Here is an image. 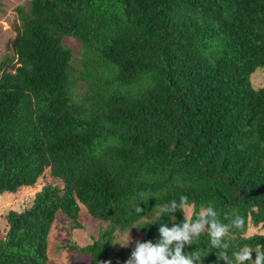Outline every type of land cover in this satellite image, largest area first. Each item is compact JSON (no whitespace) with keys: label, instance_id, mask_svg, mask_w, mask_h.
Listing matches in <instances>:
<instances>
[{"label":"trees","instance_id":"1","mask_svg":"<svg viewBox=\"0 0 264 264\" xmlns=\"http://www.w3.org/2000/svg\"><path fill=\"white\" fill-rule=\"evenodd\" d=\"M15 11L13 56L0 59V194L46 169L61 185L6 213L0 264H47L56 213L81 229V205L98 235L61 248L103 264L117 231L155 243L162 224H181L182 210L160 209L182 195L193 219L209 202L223 223L244 218L230 256L264 247V233L247 234L264 229V87L250 80L264 68V0H28ZM209 241L185 251L217 264Z\"/></svg>","mask_w":264,"mask_h":264},{"label":"clouds","instance_id":"2","mask_svg":"<svg viewBox=\"0 0 264 264\" xmlns=\"http://www.w3.org/2000/svg\"><path fill=\"white\" fill-rule=\"evenodd\" d=\"M178 209L184 213L183 222L181 224L174 223L171 227L162 224L159 228L160 237L155 243L152 240H136L135 247L126 264H204V257L212 251L205 253L198 247L191 251H185L186 248L197 245L199 237L204 233H207L210 238L211 249L216 250L217 264L219 261H224L225 264H264V247L259 245L255 247L244 245L231 251V256L229 255L232 239L230 233L232 229L244 232L243 217L236 215L229 223H223L218 219L215 207L209 202L207 206H201L199 213L195 214L193 219L190 216L191 205L188 202V197L183 195L179 202L172 200L163 205L160 212L163 215H171ZM143 211L140 205L135 208L137 213ZM172 218L175 220L174 215ZM133 227L140 228L135 225ZM131 242L132 237L129 232L126 238L114 243L127 247ZM253 251L256 253L254 260L252 258ZM103 264H111V262H103Z\"/></svg>","mask_w":264,"mask_h":264},{"label":"rangeland","instance_id":"3","mask_svg":"<svg viewBox=\"0 0 264 264\" xmlns=\"http://www.w3.org/2000/svg\"><path fill=\"white\" fill-rule=\"evenodd\" d=\"M27 1L28 0H0V59L5 55L13 56L12 50L8 47V42L16 35V26L19 24L15 8L18 5L25 4ZM64 43L69 45L74 53H77L80 48V44L71 37L65 38ZM14 62L15 59L13 63ZM250 80L254 87H264V68L256 69L252 73ZM48 183L61 185L60 180L52 177L49 170L46 169L34 186L20 187L16 192H3L0 194L1 236L5 234L7 226L5 219L6 213L9 210L21 211L29 207L32 203L34 194L40 190L44 184ZM79 219L83 227L81 229L72 228L63 213L59 211L56 213L55 220L48 234L47 264H87L89 262V255L78 252L77 248H61V245L71 241L77 243L79 246L88 244L92 241V237L98 235L102 223L99 222L98 219L92 217L83 205H81ZM257 231L259 233H264L263 228L250 226L247 234H252ZM129 232L132 237V242L127 247H123L119 243H114L117 240L126 238ZM139 237L140 234L133 230L117 231L113 241V253L108 257V261L114 260L115 253L122 248H126L125 255L127 261L135 247V241L139 240Z\"/></svg>","mask_w":264,"mask_h":264}]
</instances>
